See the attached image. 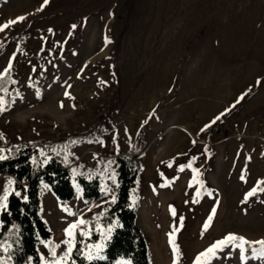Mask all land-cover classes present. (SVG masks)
I'll return each instance as SVG.
<instances>
[{"label": "rangeland", "instance_id": "obj_1", "mask_svg": "<svg viewBox=\"0 0 264 264\" xmlns=\"http://www.w3.org/2000/svg\"><path fill=\"white\" fill-rule=\"evenodd\" d=\"M4 25L0 74L9 70L15 91L10 104L0 91V149L95 125L65 158L105 188L112 155L138 149L136 220L150 264L172 263L171 236L179 264L230 234L264 240V0H0ZM12 180L0 175V207ZM109 201L76 191L64 206L44 186V263L62 264L68 230L86 232ZM207 264L264 258L229 244Z\"/></svg>", "mask_w": 264, "mask_h": 264}, {"label": "trees", "instance_id": "obj_2", "mask_svg": "<svg viewBox=\"0 0 264 264\" xmlns=\"http://www.w3.org/2000/svg\"><path fill=\"white\" fill-rule=\"evenodd\" d=\"M10 80L9 70L5 69L0 74V91L6 104L12 102L15 91L8 89ZM223 115H217L211 125H217ZM97 129L100 128L92 125L59 139L37 138L0 149V156L4 157L0 159V175L10 174L13 179L7 200L0 207V264H45L38 249V243L48 241L51 236V229L42 215L44 186L49 187L64 206L76 191L83 200L90 202L110 195L109 204L96 220H89L86 232L77 227L72 230L71 251L62 264H115L119 257L130 264H150L149 239L136 220L138 200L134 191L142 168L139 150L112 155L113 180L106 188L99 173L76 170L65 158L70 145L91 139ZM170 242L173 248L171 264H179L181 254L174 250L172 236ZM249 242L244 246L245 257L253 254V249L260 248L258 241Z\"/></svg>", "mask_w": 264, "mask_h": 264}, {"label": "snow or ice", "instance_id": "obj_3", "mask_svg": "<svg viewBox=\"0 0 264 264\" xmlns=\"http://www.w3.org/2000/svg\"><path fill=\"white\" fill-rule=\"evenodd\" d=\"M47 2V0H45ZM24 17H20L19 20L22 21ZM17 21H11L10 23H16ZM9 25H4L3 27H0V31H3L5 28H7ZM3 103V100L0 99V104ZM219 119V118H218ZM0 159H4V157L0 156ZM191 165H189L190 167ZM181 171H183V168H181ZM261 184H264V181L260 182ZM260 191H264V188H260ZM257 189L254 188L251 192L247 194L248 197L253 196L256 194ZM199 195V193H197ZM247 198V197H246ZM3 200H7V195L3 197ZM6 207V204L3 205ZM173 215H175V210L173 209ZM211 219V218H210ZM81 223H84V221H81ZM77 227V225H73L69 230H68V235L71 237L73 235L72 229ZM208 225H205V228H207ZM175 237L173 236V247L174 250L177 251L178 253V247L174 243ZM251 242L247 241L243 237H238L235 235L230 234L227 236L224 240L217 241L214 245H212L210 248H208L205 252L201 253L199 257H197L196 264H207L208 261H210L213 257H215L216 253L218 250H223V248L229 244H235L236 247L240 248L241 251L243 252L245 250L244 246L246 244H250ZM260 245V248L258 250L253 249L254 255L256 258H264V240L256 242ZM99 247V246H98ZM71 251V243L69 242V252ZM53 255H55V250L53 249ZM91 255H89V259H91ZM203 258V259H201Z\"/></svg>", "mask_w": 264, "mask_h": 264}]
</instances>
